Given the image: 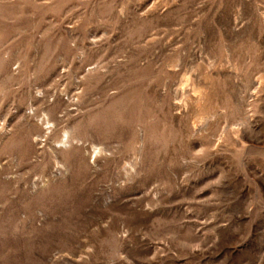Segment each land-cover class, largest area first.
<instances>
[{
    "label": "rangeland",
    "instance_id": "374dc122",
    "mask_svg": "<svg viewBox=\"0 0 264 264\" xmlns=\"http://www.w3.org/2000/svg\"><path fill=\"white\" fill-rule=\"evenodd\" d=\"M0 264H264V0H0Z\"/></svg>",
    "mask_w": 264,
    "mask_h": 264
}]
</instances>
